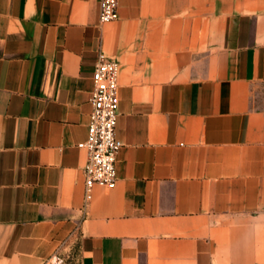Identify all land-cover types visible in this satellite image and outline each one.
I'll use <instances>...</instances> for the list:
<instances>
[{
    "label": "crops",
    "instance_id": "obj_1",
    "mask_svg": "<svg viewBox=\"0 0 264 264\" xmlns=\"http://www.w3.org/2000/svg\"><path fill=\"white\" fill-rule=\"evenodd\" d=\"M0 0V264H264V0ZM99 54L117 181L83 207Z\"/></svg>",
    "mask_w": 264,
    "mask_h": 264
},
{
    "label": "built area",
    "instance_id": "obj_2",
    "mask_svg": "<svg viewBox=\"0 0 264 264\" xmlns=\"http://www.w3.org/2000/svg\"><path fill=\"white\" fill-rule=\"evenodd\" d=\"M118 0H98L100 24L118 18ZM118 62L99 54L91 74L92 89L87 134L77 146L84 149L83 207L92 198L94 187L111 189L117 181L116 160L122 142L116 136L118 119Z\"/></svg>",
    "mask_w": 264,
    "mask_h": 264
},
{
    "label": "rangeland",
    "instance_id": "obj_3",
    "mask_svg": "<svg viewBox=\"0 0 264 264\" xmlns=\"http://www.w3.org/2000/svg\"><path fill=\"white\" fill-rule=\"evenodd\" d=\"M44 264H77L74 248L70 244H61L55 249V252L50 255Z\"/></svg>",
    "mask_w": 264,
    "mask_h": 264
}]
</instances>
